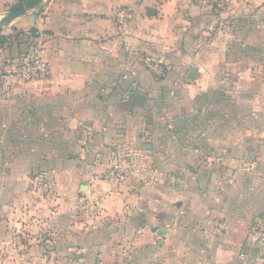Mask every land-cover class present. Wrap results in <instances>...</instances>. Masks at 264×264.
<instances>
[{
    "label": "crops",
    "instance_id": "crops-1",
    "mask_svg": "<svg viewBox=\"0 0 264 264\" xmlns=\"http://www.w3.org/2000/svg\"><path fill=\"white\" fill-rule=\"evenodd\" d=\"M211 1L44 0L1 33L27 37L0 46V62L39 54L51 67L43 82L0 87V246L14 237L16 248L24 232L29 243L13 260L264 264V248L245 246L251 226L264 222V141L214 139L225 129L213 106L200 110L201 123H177L176 107L188 106L184 121L198 116L177 101L220 82L213 69H243L255 82L264 64V0H230L226 11ZM19 3L0 0V22ZM119 8L135 14L123 29ZM240 18L245 28H236ZM146 63H160L165 77ZM82 128L93 133L87 142ZM120 159L132 172L110 186L103 174ZM134 161L153 164L140 170ZM96 197L89 232L77 231L84 223L75 215ZM67 227V239L35 237Z\"/></svg>",
    "mask_w": 264,
    "mask_h": 264
},
{
    "label": "rangeland",
    "instance_id": "rangeland-1",
    "mask_svg": "<svg viewBox=\"0 0 264 264\" xmlns=\"http://www.w3.org/2000/svg\"><path fill=\"white\" fill-rule=\"evenodd\" d=\"M226 11V10H225ZM247 18H240V21L237 22L236 28H245L248 24V21L245 20ZM16 30V31H15ZM13 34H11L9 37H13L14 39H11V41H14L16 43L24 44V40L27 37L26 32H24L21 29H15ZM21 32V34H18ZM20 44V45H21ZM24 52H21L20 55H23ZM261 57V53H259V58ZM6 63V62H5ZM3 61L0 62V69L5 64ZM243 69H241V72L238 68H231V69H213L211 77L214 80H219L220 82H217L215 84H209V85H199V89L202 90L203 96L195 97V99H192L188 97L187 100L180 101L178 100L180 104L184 105L187 103L188 105H192L193 115H196L198 113L197 117L194 116H187L185 118V121L181 118L183 114H181L182 111L185 113V107L186 109L188 106H182L181 108H177V110L180 111V115L177 116V123L183 124L184 122H200L201 123V111H206L208 106H213V109L218 111L217 113H220V116L216 119L222 126L225 131L223 133H213L212 136L214 139H220V140H230L233 141V136L236 137L237 140L242 141V145L247 144V140H250L254 143H259L260 141H264V64L262 63L260 65V69L257 72V78L255 82H248V79H245L244 77ZM225 75L226 77H223ZM155 76V75H154ZM155 78H157L155 76ZM226 78L227 80L225 81ZM163 78H159L161 80ZM225 81V82H222ZM207 92H209V95L206 96ZM187 97V96H186ZM192 99V100H191ZM191 101H193L192 104ZM190 107V106H189ZM212 108V107H211ZM189 109V108H188ZM199 110V112H198ZM216 114V115H218ZM194 117V121H193ZM174 123V122H172ZM171 123V124H172ZM175 124V123H174ZM170 130H174V127H169ZM199 140H203L200 136ZM246 142V143H245ZM210 152H212L214 155L217 153L216 148L211 147L209 149ZM134 164L139 165L141 168L140 170L148 169L149 166L153 163L142 161V162H133ZM117 164L120 168V171L122 173L123 178L120 181H108L105 179V173L103 174V181H105L110 186H120L123 183L127 181L128 175L130 172V169L128 168L127 164L123 161L118 160L115 161L113 165ZM146 164V165H145ZM113 165L111 167H113ZM110 167V168H111ZM138 170V166L135 168ZM109 170V169H108ZM133 170V169H131ZM141 182V181H140ZM98 205V206H97ZM93 206L99 207V198L96 197L92 200H85L82 203L81 212L77 216L78 220L73 219L76 222H83L84 224L80 229H76L79 232L87 233L89 232V225L87 222V219L89 218V213L87 210ZM97 211V210H96ZM97 214V212L95 213ZM260 223L264 228V222L262 220H257L252 226L249 231L247 242L245 244L247 247H256L263 249L264 248V242H258V241H252L250 238L251 231L256 226V224ZM57 231H53L52 229L49 230H43L40 231L35 237H39L41 240H45L48 237L54 238L55 236H61L67 237L74 231L72 228L67 227L62 229L59 234L57 235ZM25 235L21 234L22 239L20 240V244L16 246L17 249H24L26 246L29 245L27 241V233L24 232ZM53 234V235H51ZM51 235V236H48ZM12 241H15V238H12ZM11 241L4 243L2 246H0V264H24V263H30L27 259H21V260H13L10 256V252H12L15 248V243ZM12 243V244H11ZM60 244V243H59ZM51 249L54 250H61L64 251L61 248V245H54L51 247ZM246 254L243 252V250L240 253L241 258H244ZM62 257V255H61ZM60 256H57L55 258V262L59 261ZM53 260V259H52ZM54 262V260H53Z\"/></svg>",
    "mask_w": 264,
    "mask_h": 264
},
{
    "label": "built area",
    "instance_id": "built-area-1",
    "mask_svg": "<svg viewBox=\"0 0 264 264\" xmlns=\"http://www.w3.org/2000/svg\"><path fill=\"white\" fill-rule=\"evenodd\" d=\"M213 7L218 11H225L230 7V0H212ZM135 18V14L128 8H119L115 13L116 24L119 28L127 27ZM148 70L157 78H164L166 69L160 63H146ZM51 75L49 63L39 54L29 56L22 61H8L0 70V87L5 88L10 79L22 83L37 84ZM93 133L90 129L82 128L80 138L87 142ZM105 179L120 181L123 176L117 164L105 172ZM252 241L264 242V228L258 223L251 231Z\"/></svg>",
    "mask_w": 264,
    "mask_h": 264
},
{
    "label": "water",
    "instance_id": "water-1",
    "mask_svg": "<svg viewBox=\"0 0 264 264\" xmlns=\"http://www.w3.org/2000/svg\"><path fill=\"white\" fill-rule=\"evenodd\" d=\"M44 0H24L17 4L15 7H13L10 11L7 17H4L2 21L0 22V35L1 33L9 27V24L14 21L16 18L20 17L21 15L26 14L31 9L37 7L40 5L41 2ZM131 100L134 102V104L137 107L143 106L146 97L139 93H134L131 96Z\"/></svg>",
    "mask_w": 264,
    "mask_h": 264
},
{
    "label": "trees",
    "instance_id": "trees-1",
    "mask_svg": "<svg viewBox=\"0 0 264 264\" xmlns=\"http://www.w3.org/2000/svg\"><path fill=\"white\" fill-rule=\"evenodd\" d=\"M18 2H22L23 0H17ZM15 30V29H14ZM16 31V30H15ZM18 34H21V32H19ZM35 36H37V33H33ZM14 39L13 37H9L6 35H0V46L6 44L9 40Z\"/></svg>",
    "mask_w": 264,
    "mask_h": 264
}]
</instances>
